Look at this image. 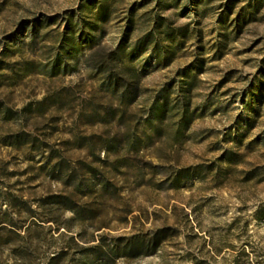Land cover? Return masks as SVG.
I'll return each mask as SVG.
<instances>
[{
	"label": "rangeland",
	"instance_id": "1",
	"mask_svg": "<svg viewBox=\"0 0 264 264\" xmlns=\"http://www.w3.org/2000/svg\"><path fill=\"white\" fill-rule=\"evenodd\" d=\"M82 1L86 17L88 0H0V223L15 225L0 237L22 235L30 221L12 197L35 208L63 190L52 166L61 157L63 170L85 177L84 188L93 181L83 164L115 185L104 234L168 229L157 252L114 264H264V0H99L107 15L95 32L99 53L122 43L138 75L127 78L138 96L126 108L106 91V75H96L99 58L85 61L87 48L70 72L44 75L63 18ZM181 79L191 121L177 139L167 126L156 138L145 126L148 108L161 94L176 101ZM20 133L29 142L12 146ZM125 135L140 150L115 170V154L98 163L81 146L92 143L104 159L102 145ZM226 151L235 153L230 168L219 162ZM178 170L188 177L174 189L167 177ZM50 227L32 228V237L53 236ZM0 264H12L6 253Z\"/></svg>",
	"mask_w": 264,
	"mask_h": 264
},
{
	"label": "trees",
	"instance_id": "2",
	"mask_svg": "<svg viewBox=\"0 0 264 264\" xmlns=\"http://www.w3.org/2000/svg\"><path fill=\"white\" fill-rule=\"evenodd\" d=\"M87 2L89 4L88 16L85 17L82 12V1L77 11L70 12L63 18V32H61L56 46L57 53L49 63V68L47 67L44 71V75L53 78L70 72L72 70L70 62L78 56L83 48H87L90 53L85 61L87 62L89 58H99L95 60L96 75H106V91L117 98L118 105H123L126 108L138 96L137 87H133L132 83L127 81L128 77L138 78V75H134L131 53L125 51V46L122 43L112 51L105 54L99 53L102 48L98 47L95 32L100 30L102 23L107 18L106 5L99 0H88ZM45 20L50 22L54 19ZM181 80L185 85H179L176 101L169 103L167 95L161 94V100L155 99L148 108L145 126L152 131L156 138L161 136L162 128L167 126L174 138L177 139L191 121L189 89H185L188 82L184 79ZM34 106H37V110L41 113L45 111L41 108V101L35 103ZM7 119L12 118L7 116ZM13 140L11 145L19 147L29 142V134H16ZM81 146H86L89 156L98 163L105 162L110 152L115 154L116 158L112 162L114 170L122 165L121 162L124 161L126 154L137 153L140 150L139 145L128 135L103 144L102 147L106 153L104 159L100 158L99 151L95 150V145L92 143L86 141ZM234 156L235 153L226 151L219 162L225 163L226 168H230L231 165L236 164ZM64 160L58 157L52 163L55 172L59 176L62 175V191L47 195L37 203L35 208H32V205L20 197H12L23 206L24 212L30 214V221L19 227L23 230L22 235L15 233L16 237H0V259L6 253L12 264H34L40 256L42 264H114L119 259L130 261L157 252L160 244L167 238L165 236L167 228L159 229L144 237H135L134 235L113 237L104 234V229L107 228L103 216L104 206L106 201L115 195V185L105 173L100 171L99 167L83 164L93 181L91 185L84 188L87 184L85 177L78 175L74 170H63ZM152 168L156 169L157 167ZM187 177L185 171L178 170L167 179L170 181L171 188L175 189L179 186L180 180ZM137 178H140V175ZM10 204L9 201L4 203L6 207ZM66 212L70 214V217L61 222L60 217ZM2 214L6 216L12 214V211L4 210ZM38 214L43 218H39ZM74 222L78 226L76 229L73 228ZM42 223L50 225L44 226ZM5 224L15 226L11 221L9 223L1 222L0 230H6ZM52 225H56L53 236L32 237V228L50 233Z\"/></svg>",
	"mask_w": 264,
	"mask_h": 264
}]
</instances>
